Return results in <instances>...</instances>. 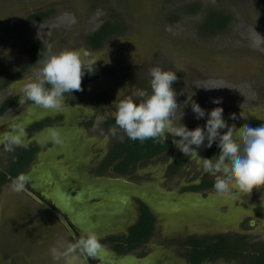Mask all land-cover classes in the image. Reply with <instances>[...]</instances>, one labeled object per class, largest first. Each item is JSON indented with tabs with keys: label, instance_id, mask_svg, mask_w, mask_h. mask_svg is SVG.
<instances>
[{
	"label": "flooded vegetation",
	"instance_id": "obj_1",
	"mask_svg": "<svg viewBox=\"0 0 264 264\" xmlns=\"http://www.w3.org/2000/svg\"><path fill=\"white\" fill-rule=\"evenodd\" d=\"M40 1L48 2V0ZM38 2L39 0H34V3ZM196 4L200 5L201 9V4ZM159 7H163V4ZM209 10L227 15L226 25L223 28L203 29L202 23ZM33 14L39 17L29 21L28 17ZM54 14V8L51 7L32 12L21 23V28L25 30L33 24L49 19ZM108 16L110 17L86 35L87 47L91 50H99L106 44L94 49L88 41V36L105 21L112 23L120 21L125 26L122 19L115 17L119 16L118 14L112 13ZM170 16H174L172 19L176 20L179 14L173 12ZM203 16L198 27L199 33L203 36L218 34L231 22L230 14L219 11L216 7L208 8ZM125 31L126 26L124 32L118 36H124ZM34 40L39 41L46 52L44 42L38 37L32 38L26 57L18 60L9 74L0 71V86L6 77L21 71V63L26 60ZM3 57L0 58V67L4 64ZM34 65L35 63L32 66ZM94 69H101V74L85 82L82 91L66 93L65 106L59 110L42 109L30 101L20 104L18 103L20 92L14 91L0 102L1 108L8 99H15L14 103L0 113V134L5 131H18L13 129L15 127L12 126L13 122L17 124L27 122L19 126L24 129L22 140L28 144V147L34 145L36 151L33 153L29 168L23 174L32 171L33 177H36L39 173L45 172L42 165L47 163L49 166L50 163L53 170L47 167L52 172L54 180H59V175H55V169L61 168L63 171V185L59 183L58 186L65 189L66 194L70 193L74 196L83 190L87 192L90 188L101 193V196L89 201V205L106 201L105 197L117 200L126 196L128 201L122 204L121 211L114 212L113 207L111 209L107 207L98 212V216H90L94 224L92 230H89V224L86 222L83 225L86 227L85 230H81L71 225L65 215L48 208L44 203L42 190L33 187L36 184L34 178L29 180L22 193L30 198L31 203L36 204L57 221L65 232L67 240L73 242L89 231L99 237L103 245L102 249L110 253L103 254L99 251L98 257L87 258L86 264H102V259L105 261L104 264L107 260L115 264H222V262L252 264V261L264 251V236H253L249 231L250 228L255 227V222H260L262 226V220L264 221V186L253 188L251 194L234 191L230 198L218 200L213 189L214 177L206 173L202 164L195 158L187 157L182 161L181 151L172 142L176 137H172L167 132H165V141L161 140L170 143L165 150L150 157L125 159L124 155L107 162L111 150L119 148L122 141L120 137L123 136L124 140L127 136L120 130H117L116 136L109 132L110 128L115 126L113 110L109 107L112 98L103 90L90 88L92 84L102 79L104 73L101 65L92 66L91 71ZM25 71L6 86H10L22 77ZM5 87H0V90ZM80 94L86 95L87 98L80 100ZM176 94L179 103L181 94L177 92ZM225 110L222 118L227 125L234 124L237 129L246 123L253 127L264 124L263 111L247 108L244 114H237L227 113ZM207 118L208 116L201 117L202 121L197 118L183 119L180 123L190 130L197 126L203 128ZM50 128L60 132L65 140L63 145L54 144L51 137L45 140L43 136ZM226 130L224 128L218 131L223 133ZM99 132L101 135H98ZM218 139L219 137L211 147H207V137H205L204 144L196 148L198 157L215 159L214 154H219ZM53 147L59 152L55 159L50 156L44 157L43 155ZM2 150L4 145L0 144V151ZM118 166H124L125 170H117ZM53 185L51 190L54 189ZM79 210H84L83 205H79ZM252 218H256L257 221H253ZM144 220V225L151 227L149 235L136 246L129 248L135 241L130 238L131 230L140 227ZM219 236H226L228 244L215 256L218 249L214 248V244L217 242L219 244ZM230 244L236 246L230 247Z\"/></svg>",
	"mask_w": 264,
	"mask_h": 264
},
{
	"label": "rangeland",
	"instance_id": "obj_2",
	"mask_svg": "<svg viewBox=\"0 0 264 264\" xmlns=\"http://www.w3.org/2000/svg\"><path fill=\"white\" fill-rule=\"evenodd\" d=\"M196 3L201 9L192 13L189 9ZM50 7L55 14L49 19L21 28L28 14ZM210 7L230 14L231 22L218 34L203 36L198 27ZM175 11L178 21L170 16ZM112 13L123 20L125 35L91 50L86 35ZM35 37L44 42L45 55L0 90V102L19 91L17 81L31 77L49 50L76 49L90 53L88 60L97 59L91 67L103 68L102 79L90 88L106 92L112 98L109 107L113 111L119 90L129 94L131 88L150 91L149 69L158 66L177 71L172 87L181 94V101L173 118L175 124L181 111L180 121L196 118L190 102L184 103L188 96L205 110V116L217 106L227 113L244 114L251 108L264 114V0H0V58L5 56L0 71L9 74L16 62L26 57ZM214 100H219V105ZM7 161V152L0 151V169ZM12 180L0 187V264H57L49 249L57 241H71L57 221L28 196L12 191ZM262 222V226L257 221L250 228L253 236H264ZM76 264H84L83 257Z\"/></svg>",
	"mask_w": 264,
	"mask_h": 264
},
{
	"label": "clouds",
	"instance_id": "obj_3",
	"mask_svg": "<svg viewBox=\"0 0 264 264\" xmlns=\"http://www.w3.org/2000/svg\"><path fill=\"white\" fill-rule=\"evenodd\" d=\"M90 53L76 49H64L51 52L39 68L34 70L31 77L17 81L20 84L18 103L31 102L33 105L46 110L63 108L64 96L73 91H82V77L85 70L91 71V64L97 59L88 60ZM35 63V62H34ZM177 71L163 70L160 67L149 69L150 91L131 88L130 94L119 90L113 105L115 110V126L110 128L111 135L116 136L117 130L123 132L129 139L165 141V132L170 133L173 144L185 157L195 158L202 164L203 170L214 177L213 189L218 200L230 198L234 191L251 194L253 188L264 186V124L253 127L246 123L239 129L233 124L227 125L222 118L223 108L214 107L208 113L203 128L200 126L188 129L180 123L183 115L179 116V124L173 122L179 107L176 92L172 85L177 81ZM224 87V86H219ZM209 88V87H205ZM214 88V87H211ZM190 102L192 111L199 119L205 116V110L192 96L184 102ZM219 105V100H214ZM227 130L220 133L219 129ZM18 131H5L0 134V144L6 152H13L17 147L28 148L23 142L24 129L14 127ZM206 130V131H205ZM51 140L56 145H63L65 140L55 128L49 129ZM207 137V147H211L218 139L219 154L212 158H200L196 148L204 144ZM123 140V136L120 137ZM195 146V147H193ZM64 175V173H61ZM30 177L19 174L11 181V189L16 193L25 191ZM103 248L99 237L92 231L76 238L73 242L57 241L49 249L51 258L57 264H76L84 257H95Z\"/></svg>",
	"mask_w": 264,
	"mask_h": 264
},
{
	"label": "trees",
	"instance_id": "obj_4",
	"mask_svg": "<svg viewBox=\"0 0 264 264\" xmlns=\"http://www.w3.org/2000/svg\"><path fill=\"white\" fill-rule=\"evenodd\" d=\"M200 10V5L195 4L192 5L189 11L191 12H198ZM36 14L30 15L28 17V20H34L36 19ZM42 17V16H40ZM227 15H224L222 13H216L211 10L209 12L207 11L206 17L202 23L203 29H210V28H223L226 25ZM125 30V26L120 21L110 22L105 21L95 32H93L91 35L88 36V41L92 48L98 49L102 47L109 39L116 37L123 33ZM45 54V48L42 46V44L34 40L32 43V47L30 49V52L26 58L25 61L21 63V71L17 72L14 75L6 77L2 81V84L0 87H5L12 79L15 77L21 75V72H24L26 69L30 68L34 62L36 63L39 61ZM102 72L101 69H94L90 72L85 71L83 77H82V85L85 82H88L94 78H96L98 75H100ZM87 98L86 95L80 94L79 99L83 100ZM15 102V99H8V101L2 105L0 108V113H2L7 107H9L12 103ZM170 146L169 142H162L161 140H146L143 143H141L139 140L133 141L129 139L128 137L120 142L119 148L111 150V153L108 155L107 162L119 157V156H126L133 158V159H139L142 157H150L157 153H159L162 150H165ZM194 147V146H193ZM36 151V147L30 146L27 149H20L16 148L15 151L9 152L8 155V161L7 164L3 169H0V187L3 186L6 182L9 180L15 179L19 174L23 173L29 168V165L31 163L33 153ZM218 155V154H214ZM181 160H185L187 157L183 155L181 152ZM125 167H126V161H125ZM125 167L118 166L117 170L124 171ZM145 220L141 223V226L132 229L130 238L134 239V244H130V247H134L139 242L144 240L150 233L151 227L144 225ZM150 223V222H148ZM147 223V224H148ZM149 225V224H148ZM218 240L220 241L219 244L215 243L214 248L218 249L216 250V254H219L224 247H226V244H228L226 236H219ZM236 245L230 244V247H235ZM121 250V249H120ZM252 264H264V251L263 253L256 259L252 261Z\"/></svg>",
	"mask_w": 264,
	"mask_h": 264
},
{
	"label": "water",
	"instance_id": "obj_5",
	"mask_svg": "<svg viewBox=\"0 0 264 264\" xmlns=\"http://www.w3.org/2000/svg\"><path fill=\"white\" fill-rule=\"evenodd\" d=\"M26 123H27L26 121H23L22 123H18V124L13 122L12 126L19 127L21 124H26ZM43 137L45 138V140L49 138L50 137L49 131L48 133L44 134ZM58 153L59 152L57 151V149L53 147L50 150H48L43 156L44 157L50 156L52 157V159H55L54 157H56ZM48 164L49 166L47 165V163L44 166L42 165L45 172L39 173L36 177L35 176L33 177L32 171H30L29 174L27 175L30 177V179L34 178V180L36 181V184H34L33 187L35 189L40 188L42 190L44 203L48 206V208L51 210H57L62 215H65L69 220L68 222L78 229L85 230L86 227H84L83 225L86 222L87 224H89L90 227L89 230H92L91 228L94 226V224L90 220V216L92 215L98 216V212L107 209V207H109L110 209L111 207H113L114 212L121 211L120 208L122 204L128 201V198L126 196L121 197L120 199L118 198L117 200H115L114 198L110 199L105 197L106 201H101L100 203H92L91 205H89L88 202L93 201L96 198H99L101 196V193L92 191L89 188L87 192L83 190V192L82 191L78 192L74 196H72L70 193L66 194L65 189L59 187L60 186L59 183L62 184L64 180V176L61 174L63 171L61 170V168H59L58 170L55 169L56 171L55 175H59V180L57 179L54 180L52 176V172L48 169V167H51V170H53L52 169L53 166L50 163ZM52 185L54 186L53 187L54 189L51 190ZM66 196L68 197V199L64 198ZM85 204L86 206H84ZM79 205H83L84 207L83 211L79 210ZM60 219L64 222L62 218ZM97 220L99 219L97 218ZM100 251L103 254L110 253V252H106V250L104 249H101ZM96 257H98V254L96 255ZM102 262H103L102 264L105 263L104 259H102ZM106 264H115V263L110 260H107Z\"/></svg>",
	"mask_w": 264,
	"mask_h": 264
}]
</instances>
